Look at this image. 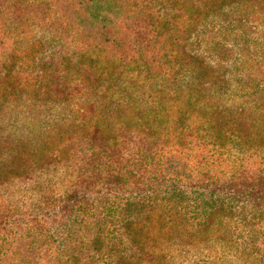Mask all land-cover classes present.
Listing matches in <instances>:
<instances>
[{
    "label": "trees",
    "instance_id": "obj_1",
    "mask_svg": "<svg viewBox=\"0 0 264 264\" xmlns=\"http://www.w3.org/2000/svg\"><path fill=\"white\" fill-rule=\"evenodd\" d=\"M256 4L264 0H0V110L11 106L24 113L27 124H43L59 116L54 105L65 108L69 101L74 115L68 116L70 125L45 131L35 143L24 142L19 161H13L16 169L0 162V187H10L21 175L45 184L35 174L55 172L64 157L75 168L72 175L78 170L75 186L61 199L43 189V215L22 221L23 238L38 243L48 239L47 228L78 227L81 237L69 247L77 248L70 262L57 256L56 264H83L84 259L100 264L102 253L109 254L102 264H152L154 256L141 237L146 232L159 237L176 222L183 231L201 230L242 203L263 212L264 174L228 177L230 153L239 149L234 155L239 158L263 147V118L250 137L240 124L218 121L215 109L204 106L210 99L202 89L213 72L176 44L229 6L242 5L253 25L264 23ZM182 74L191 78L186 86ZM260 76L248 82L257 88ZM125 91L149 94L153 102L133 124L106 112L115 94L122 97ZM85 94L91 97L80 101ZM102 94L107 97L95 100ZM130 127L136 138L129 148ZM50 136L56 141L42 144ZM4 137L0 128V151ZM193 149L206 152L200 154L206 164L199 168L183 158ZM91 189L102 197H90ZM15 213L13 208L8 215L12 222ZM31 226L36 234L25 229ZM106 246L110 252L103 251Z\"/></svg>",
    "mask_w": 264,
    "mask_h": 264
},
{
    "label": "rangeland",
    "instance_id": "obj_2",
    "mask_svg": "<svg viewBox=\"0 0 264 264\" xmlns=\"http://www.w3.org/2000/svg\"><path fill=\"white\" fill-rule=\"evenodd\" d=\"M256 5L259 11H264L262 8L264 4ZM245 12L242 5L229 6L222 12L223 14L218 13L217 16L210 17L207 25H197L199 30L189 35L183 43L177 41L176 44L181 47L182 52L200 59L201 63L213 72L204 81L208 82L207 86L202 88L210 99L204 106L215 109L218 121L220 119L223 122L228 121L229 126L240 124L242 134L250 137L254 135L252 132L257 120L262 118L264 120V23L253 25L254 23L246 20ZM245 39H248L249 43L246 44ZM247 58L249 60L246 62ZM254 64L257 66L253 67ZM259 76V87L254 88L248 81L253 77L257 82ZM180 78L185 82L184 86L191 81V78L184 74ZM93 95L98 96L96 93ZM103 96L107 97L102 94L95 100L101 101ZM90 97L85 94L80 101ZM70 103L66 101L65 108L54 105L58 109L56 113L60 112L59 116L46 118L43 124L37 120L28 121L27 124L24 113L19 115V109L11 106L0 110V128L8 135L1 144L0 162L4 161L16 169L17 161L14 165L13 161L20 158L19 152L25 146L24 142L35 143L45 131L50 132L51 129L70 125V117L74 116L70 111ZM109 103L106 112L115 115L120 123L128 120L129 124H133L135 116L150 111L153 105L149 94L135 93L130 96L126 91L122 97L115 94ZM10 118L12 120H9ZM34 126H40L42 131ZM131 129L133 128L130 127L129 130ZM133 133L134 130L129 131L126 140L129 148L136 138L131 137ZM260 136L263 147H254L256 152L240 155L239 158L234 156L239 154V149L230 153L228 177L242 179L249 174H264V133H260ZM233 137L237 139L239 136ZM42 141V144L50 145L56 141V137L50 136ZM40 144L41 142L37 147ZM236 147L237 143L234 144V148ZM200 154L205 155L206 152L193 149L186 152V157L183 158L193 167L199 168L200 165L206 164ZM64 159V162L58 164L55 172L42 176L35 174V177L45 184H39L36 179L21 175L12 180L10 187H0V193L5 194L0 196V264H56L52 260L57 256L63 257V261L69 257L70 262L72 252L77 248L74 246L69 251V247L76 245L81 237L77 233L78 227L66 231L47 228L48 239L36 243L31 242V238H23L25 230L22 223L23 220H33L37 212L41 213L39 217H42L43 189L53 191L56 197L61 199L75 186L73 181L78 176V170L72 175L75 168H69L66 157ZM109 191V188H104V193L108 194ZM91 192L92 189L90 197H102ZM13 208L16 213L13 215L15 221L12 222L8 215ZM249 210L247 204L242 203L241 208L217 215L211 226H203L201 230L187 228L183 231L181 223L176 222L169 233L157 237L146 232L141 237L147 244L146 249L154 256L152 264H264V209L262 213ZM95 220L98 222V218ZM93 222L94 219L91 224ZM25 229H30L31 234H36L33 226ZM69 232L72 233L70 239L67 237ZM252 239L258 244H253ZM91 245L92 243H89L88 249L84 252L88 253ZM103 251L110 252L111 249L106 246ZM86 256L88 258L91 255L88 253ZM107 259L109 254L102 253L99 263L102 264ZM127 262L149 264L138 260ZM83 264L91 263L84 259Z\"/></svg>",
    "mask_w": 264,
    "mask_h": 264
}]
</instances>
